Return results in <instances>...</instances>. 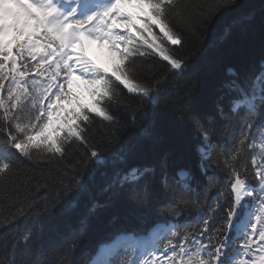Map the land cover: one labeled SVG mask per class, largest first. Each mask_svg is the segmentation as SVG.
Here are the masks:
<instances>
[{"label": "trees", "instance_id": "16d2710c", "mask_svg": "<svg viewBox=\"0 0 264 264\" xmlns=\"http://www.w3.org/2000/svg\"><path fill=\"white\" fill-rule=\"evenodd\" d=\"M213 2L179 0V9L170 14L183 44L166 46L185 61L182 70H171L155 54L135 62L141 82L147 78L157 85L151 100L129 95L121 86L116 102L108 105L115 121L95 118L89 125V147L73 145L63 159H44L37 153L31 161L12 157L7 186L0 180L2 264H88L101 242L121 232L145 235L157 222L199 231L198 217L217 201L222 205L215 217L219 223L231 203V168L225 161L256 183L252 160H264L249 145L259 143L264 108L257 99V117L249 128L246 110L230 111L237 95L230 85L249 89L264 70V0H235L217 13L211 27L201 26L200 13ZM204 130L210 133L209 141L202 137ZM198 145H210L209 158H202ZM93 148L99 159L91 157ZM134 166L152 170L147 182L154 194L144 204L133 199L130 185L119 196L105 190L117 172ZM179 169L193 177L187 186L176 182ZM77 173L85 182L80 192L69 186V178ZM45 185L46 205L41 199L45 192L39 190ZM33 202L39 207H30ZM193 202L200 207H193ZM45 208L54 212L53 219ZM124 255L120 252L112 264H120Z\"/></svg>", "mask_w": 264, "mask_h": 264}, {"label": "snow or ice", "instance_id": "6c2138e0", "mask_svg": "<svg viewBox=\"0 0 264 264\" xmlns=\"http://www.w3.org/2000/svg\"><path fill=\"white\" fill-rule=\"evenodd\" d=\"M234 2L214 0L200 13V25L211 27L217 13ZM177 9L179 0H0V180L5 186L13 173L14 155L30 161L34 153L63 159L73 145L89 147L93 120L115 121L108 105L116 102L121 86L129 95L151 100L157 85L147 78L141 82V69L134 67L137 60L155 54L171 70L184 68L185 61L166 46L183 44L170 16ZM230 87L237 93L230 111L246 110L245 122L251 128L257 99L264 108V70L249 89L235 82ZM259 118L264 119V111ZM202 137L209 141L210 133L204 130ZM209 148L198 149L203 159L209 158ZM249 148L258 149L264 160V130L259 132V143ZM90 155L99 159L94 148ZM225 164L231 168V203L219 223L215 217L222 205L217 201L198 217L199 231L168 222L161 227L157 222L147 238L133 245L123 243L122 237L129 234L121 232L101 242L88 264H112L121 251L126 255L120 264H264V163L252 160L256 183L242 178L234 164ZM151 171L134 166L117 172L105 190L119 196L130 185L133 199L147 203L154 194L147 182ZM175 177L182 187L193 179L186 169L177 170ZM164 183L167 186L166 175ZM60 184L64 186L63 179ZM69 186L80 192L85 182L77 173L69 178ZM39 190L45 192L41 199L46 205L48 188ZM193 207L200 206L193 202ZM24 211L20 209L21 215ZM45 211L54 218V212Z\"/></svg>", "mask_w": 264, "mask_h": 264}, {"label": "rangeland", "instance_id": "374dc122", "mask_svg": "<svg viewBox=\"0 0 264 264\" xmlns=\"http://www.w3.org/2000/svg\"><path fill=\"white\" fill-rule=\"evenodd\" d=\"M165 226V225H164ZM161 227H163V226H161ZM147 238V237H146ZM143 239H145V238H140V237H131V239L129 238V237H127V236H125V237H122V241L123 242H126L125 244H128V245H133V244H137V243H139V242H141ZM130 241V242H129Z\"/></svg>", "mask_w": 264, "mask_h": 264}, {"label": "bare ground", "instance_id": "6f19581e", "mask_svg": "<svg viewBox=\"0 0 264 264\" xmlns=\"http://www.w3.org/2000/svg\"><path fill=\"white\" fill-rule=\"evenodd\" d=\"M97 55H102V53H97Z\"/></svg>", "mask_w": 264, "mask_h": 264}]
</instances>
